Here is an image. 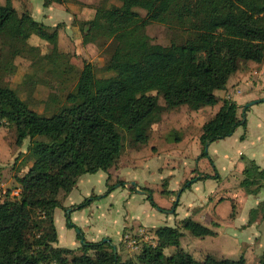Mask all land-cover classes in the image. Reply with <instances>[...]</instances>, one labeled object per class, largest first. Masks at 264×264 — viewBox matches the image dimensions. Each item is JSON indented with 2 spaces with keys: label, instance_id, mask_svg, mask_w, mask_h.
<instances>
[{
  "label": "trees",
  "instance_id": "16d2710c",
  "mask_svg": "<svg viewBox=\"0 0 264 264\" xmlns=\"http://www.w3.org/2000/svg\"><path fill=\"white\" fill-rule=\"evenodd\" d=\"M70 1L75 0H42V5ZM103 1L94 7L91 18L76 24L82 44L110 47L103 66L107 76H98L90 62L80 68L70 63L58 49L57 25H46L26 12L19 15L11 0H0V38L21 43L29 54L35 48L26 43L31 35L49 43L55 60L47 61V69L63 89L59 105L38 112L15 89L0 82V120L14 128L17 144L29 140L27 154L32 161L22 175H14L21 189L19 198L0 199V264H246L244 256L206 254L195 259L181 246V229L201 239L216 232L190 217L177 226L156 228L154 245L144 243L134 256L122 258L111 242L84 239L65 213L66 226L78 230L81 244L75 249L55 245L53 211L65 209L59 194H68L80 175L108 171L116 164L124 149L123 131L135 144L146 145L151 127L168 110L181 105L215 106L220 101L217 91L226 89L241 63L264 60V0H118L120 5L110 6ZM152 23L182 28L187 36L168 45L155 43L146 32ZM239 107L244 115H238ZM243 107L231 99L222 100L201 125L198 158L212 164L205 143L246 126L249 107ZM197 175L178 192L196 180L219 178L215 166L213 174ZM123 184L117 180L104 195H91L74 207L82 209ZM239 186L246 192L259 190L264 186V168L250 160ZM147 190V200L157 207ZM177 204L173 203V211ZM233 210L232 205L231 215ZM258 215L264 222V201L250 210L248 223ZM169 247L174 250L166 254ZM257 264H264V248Z\"/></svg>",
  "mask_w": 264,
  "mask_h": 264
},
{
  "label": "rangeland",
  "instance_id": "374dc122",
  "mask_svg": "<svg viewBox=\"0 0 264 264\" xmlns=\"http://www.w3.org/2000/svg\"><path fill=\"white\" fill-rule=\"evenodd\" d=\"M4 1L1 0V2ZM101 1L75 0L63 4L53 3L49 7H44L42 0H11L19 15L26 12L31 14L37 21H41L46 25L58 26V49L67 54L68 60L75 67L80 68L84 62H90L94 65L98 76H107L109 73L104 71L103 66L109 57L110 47L93 43L82 44L76 24L78 20L91 18L94 13V7L100 4ZM103 3L107 6L120 5L118 0H106ZM141 13L144 14L143 11ZM146 32L153 42L163 45H168L171 42H181L187 36L182 28H174L160 23L148 25ZM26 43L35 47L32 54L27 52V47H20L21 43H11L0 38V82L15 89L20 97L29 103L31 108L38 112H45V108L51 109L50 106H57L62 101V85L47 69V61L54 62L55 58L53 56L50 57L51 45L44 40H40L35 35L28 37ZM249 65H254L255 67L251 68ZM238 71L242 72V76H238L237 81L220 94V101L217 106L221 105L223 99H227V95L232 89L237 93L241 91L239 95L244 96V98L254 94H261L262 90L264 91V60L261 63H241ZM259 71H261L260 75L258 74ZM236 86L237 88H234ZM232 98L234 96L230 99ZM237 100L241 101L239 98ZM158 101L163 104V100L160 97ZM242 102L240 105L246 103ZM216 107L204 106L199 109H191L181 105L168 110L163 114L161 120L151 127L149 140L146 145L135 144L132 138L123 131L124 149L119 161L109 169L110 172L130 184L135 182L138 186H143V188L139 189L150 188L153 199L156 202L167 200L164 194L156 193L155 190L157 188L164 190L169 186V189L177 187L179 190L186 180L196 176L199 172H204V170L212 172L214 166L215 168L217 167V171L220 168L221 174L227 175L226 168L229 166L232 157L238 155V152L244 153L247 157L250 155V150L257 152L259 148L258 140L263 138L264 135L261 133L262 126H256L254 122L251 130L248 129V137L252 143L251 145H245L240 143L238 135L245 133L247 126L246 128L238 126L230 139L216 140L208 145L207 152L213 157L211 159L214 166L210 164L207 158H198L197 155H199L202 147L199 142L201 125L209 118ZM263 107L264 101L251 105L245 115L246 123L248 122L249 124L253 117L256 118L258 109L261 110ZM237 111L238 115H240L242 107H239ZM175 136L179 137V140L174 139ZM28 141V139H25L21 144H17L14 128L5 121L0 120V179L2 178L6 183V190L16 188L14 175H22L31 165L32 161L27 154ZM137 160H140V162L135 167L133 165ZM100 173L81 176L78 187L71 190L70 197L78 203L91 195H104L107 186L112 185L114 180L111 178L106 181L107 174L103 171ZM87 179L91 182V185L85 181ZM208 179L211 180H203L199 183L197 189L187 190L181 199L180 195H178L179 192H176L174 201L177 198L179 199L177 212L180 217L186 216L182 208L183 204L191 198V200H195L196 197L193 196V193L197 194L196 190L201 188L202 191L204 188L205 191H208L218 185L217 179ZM237 193L239 194L235 190L234 194ZM242 195V192H240V195L236 196V198H240ZM59 197L64 201L62 193L59 194ZM141 197L134 190L117 187L108 195L93 199L91 201L92 204L90 203L91 205L89 204V208L86 210L82 208L73 211L74 213L72 214L76 221H78L79 216H83L94 226L100 225L104 227L111 235L113 241H116L117 232L121 231L124 220L129 224L143 223L157 226L166 224L174 226V219L169 217L173 212L170 214L156 212L151 208L150 202L143 200ZM233 202V200L230 201L231 204ZM228 207V204L223 203L219 205L218 210L220 213H224ZM233 207V213H235L236 205H233ZM171 208H168V210ZM145 210L149 212L146 213ZM90 213L92 214L91 216L89 215ZM155 216L162 221L155 222ZM55 220L60 234V244L70 247L69 242L74 238L78 230L73 228V230H68L66 233L61 231L60 225L64 223V214L61 208L56 209ZM237 222L239 221L237 220ZM79 224L85 231L86 227L83 226L82 221ZM182 231L183 235L180 238L182 247L185 246L189 250L192 248L196 254L200 252L201 257L204 253H211L218 258L225 257L230 259L244 256L246 264H257L264 248V242L262 244L261 240L264 239V228L262 234L260 232L262 238L259 236L260 240L249 239L248 241L251 240V242H247L246 238L238 230L235 236H238L240 249L237 246L232 247V245H227L226 247L225 243H230L231 239H216V243L220 241V243L216 244L214 239L207 236L201 239L190 234L188 230L182 229ZM227 233L230 234L231 231L227 230ZM193 243L196 245H193ZM170 250L166 249L165 253H170ZM120 251H122L120 254L122 258L134 256V253L130 252L124 244H120Z\"/></svg>",
  "mask_w": 264,
  "mask_h": 264
},
{
  "label": "crops",
  "instance_id": "0c3cea01",
  "mask_svg": "<svg viewBox=\"0 0 264 264\" xmlns=\"http://www.w3.org/2000/svg\"><path fill=\"white\" fill-rule=\"evenodd\" d=\"M42 9H47V8H42ZM249 63H252V62H249ZM249 66L251 68L255 67L254 65H249ZM260 73H261V71L258 72L259 75H260ZM238 76H242V72L240 73L238 71V72H235L234 74H232L230 76V78L227 82V85H226V89H228L230 87V85L234 84L237 81ZM234 88H237V86ZM226 89L222 90V91H217V95L220 97L221 96L220 94L225 92ZM240 93H241V91H239L237 93L234 89H232L231 91H229V93L227 95V99H230L231 97L234 96V98H232V99H234L233 101H235L238 105H240L241 101H243L242 103H245V102L248 103L252 100L260 99V98L264 97V91L263 90H262L261 94H254L251 96H247L245 98H244V96L239 95ZM238 96H240V97H238ZM237 98L241 99V101L237 100ZM216 106H217V104L215 106H212V107L214 108ZM201 108H203V107H201ZM218 108H219V106L216 107V109L212 112V114L209 116V118L218 110ZM258 110L259 111L257 112L256 118L253 117L249 124H248V122L246 123V126H247L246 132L240 133L238 135L240 143H244L245 145L246 144L251 145L252 142L250 141V138L248 137V129L251 130V126L254 125V122H255L256 126H260V125L262 126L261 127V133L264 135V107L261 110L260 109H258ZM246 113H247V111L245 112V115H246ZM246 126L243 128H246ZM231 137H232V135L230 137H226L225 140H228ZM258 143H259L258 144L259 145L258 151L254 152V150L253 151L250 150V155L248 157L245 156L244 153L241 154V152H238V155L232 157L231 162L229 163V166L226 168L227 175L221 174L220 168H218V170H219V171H217L219 174V178L217 179L218 185L213 187V189L210 188L208 191H205V189L203 188L201 191V188H199L198 190H196L197 194L193 193V196L196 197L195 200H191L192 199L191 198L189 200H186V202L184 201L185 203L183 204L182 208L184 209V213H186V216L180 217L179 213L177 212V209L179 208V199L178 198L176 199L178 204L174 208V211H173V203L176 202V201H174V199H175L176 192L178 191L177 187H174L173 189H169V186L166 187L165 189L171 191L170 194H164L167 197V200L166 201L162 200V202H156L153 199L155 201V203L157 204V207H153L151 205L152 206L151 208L156 212H160L161 214L162 213L163 214H170L171 212H173L172 215H170L169 217L174 219V226L179 225V223L182 219H184L186 217H190L191 219L209 227L210 229H212L213 231L216 232V234L214 236H207L211 239H214V243H216V241H215L216 239H223V240L231 239L230 243H225L223 241L225 243L226 247H227V245H230V246L232 245V247L237 246L240 249V242H239L238 236L237 237L235 236V234H236V232H238V230H240V232L243 234V237L246 238L247 242H251V240H254V239L260 240L259 236H261V238H262L261 234H262V231L264 228V225H263L264 222L260 220V216H259V218L257 216L253 220V222H251V223H248V220H249L250 210L253 208H256V206L259 204V202L264 201V186H262L256 192H246L243 188H241L239 186V182L242 178V170L248 164V162L250 160H253L257 165H259V167L264 168V136H263V138L258 140ZM200 151H201V149H200ZM199 154H200V152H199ZM209 156H210V158L213 159V157L211 155H209ZM197 157H198V155H197ZM142 159H140V160H142ZM140 160H137L133 166L136 167L137 164L140 162ZM109 169H108V171H103L107 174L106 175V181H109L111 178L114 180L112 183L116 182L117 180H121L124 182V184L122 186H117L118 188L121 187V188H124L127 190L129 188L130 190H132L129 187V185L132 186L130 183H128L124 179L119 178L118 175H116V176L113 175ZM100 172L101 171H98L92 175L101 174ZM204 173L213 174V171L210 172V171L204 170ZM84 175H87V174H82L77 178V181H76L75 186L73 188L78 187V182H79L80 178H82L81 176H84ZM108 176H109V179L107 180ZM197 176H199V175H197ZM0 180L4 186H7L6 183L2 180V178ZM203 180L208 181L211 179H202V180L194 181L188 188H185L184 190H182L181 192L178 193V195H180V199L185 194V192L187 190L190 191V190H192V188L197 189L199 183H201ZM85 181L89 185H91V182L88 181V179ZM136 185H137V188L143 187V186H138L137 183H136ZM115 189H117V188H115ZM148 189H150V188H148ZM235 190H237L239 192V194L238 193L234 194ZM134 191L137 193L136 189ZM155 191H156V193L160 192V194H163L162 190H160L159 188H157ZM240 192H242L243 195L240 198H236V196L240 195ZM70 193H71V191L64 196L63 206L65 207V209L61 208L63 211V214H64V223H62V225H60L61 231L63 233H66V232H68V230H71V229L73 230V228H68L65 224V213H68L70 218H71V221L76 226H78L80 228V230L82 231L84 239H86L88 241H99V240H103V239H109L108 242H111L112 245L116 247V250H117L119 255L122 252V251H120V244H123L121 241V237L125 231H132V230L137 229L138 227L145 228L151 237L152 243L155 244L154 230L160 226H164V225L157 226L155 224L147 225V224H143V223H131V224H129L128 222H126V220H124V223L122 224L121 231L119 233L117 232L116 241H113L111 239V235L107 232V230L104 229V227H101L100 225L94 226L92 223H90V221H87V219H85L83 216H79L78 221L75 220V217H73L74 215L72 213H74L73 211H75V210H79V209H76L74 207L79 202L78 203L75 202L73 200V198L70 197ZM140 195L142 196L141 198H143V200H147L146 195H143V194H140ZM232 200L234 202L231 204L230 201H232ZM223 203L228 204L229 207L226 208V211L224 213H220L218 210V207H219V205H221ZM232 205H236V210H235V213L231 216ZM185 206H186V208H184ZM68 207H72V208H70V210L67 211L66 209ZM239 207H241V208H239ZM87 208H89V206H87L83 209L86 210ZM168 208H171V209L168 210ZM56 209L57 208H55L53 211V219H54V224H55V228H56V232H57V242L55 243V245L58 247L70 248V249H75V248L79 247L81 244V240H79L76 235L69 242L70 247H65L64 245L60 244V234L58 232V229L56 226V220H55ZM150 211H151V209H150ZM145 212L147 213L149 211L145 210ZM89 215L91 216L92 214L90 213ZM156 216L154 219L155 222L162 221L161 219L159 220L158 217H156ZM237 220L239 222L236 223ZM80 221H82L83 226L86 227L85 231L83 230L84 228L79 224ZM167 226H169V225H167ZM227 230H229V231H231V233L232 232L233 233L229 234V233H227ZM181 231H182V229H181ZM260 232H261V234H260ZM182 235H183V231H182ZM231 235H232V237H231ZM205 237H203V238H205ZM249 239H251V240L248 241ZM261 240H262V244H263L264 239H261ZM180 243H181V241H180ZM218 243H220V241H218L216 244H218ZM193 245H196V244L193 243ZM183 248L185 250H187L195 259L199 260V258L201 257L200 252L196 254L195 250L192 248H190V250H189V248H186L185 246ZM261 248H262V245H261ZM168 249H171L170 250L171 252H173V250H174L172 247H169ZM203 249H205V248H203ZM207 254H211V253H207ZM205 255H206V253H204V255L201 258H203ZM211 255H213V254H211ZM219 258H225V257H219Z\"/></svg>",
  "mask_w": 264,
  "mask_h": 264
},
{
  "label": "built area",
  "instance_id": "2783aa9c",
  "mask_svg": "<svg viewBox=\"0 0 264 264\" xmlns=\"http://www.w3.org/2000/svg\"><path fill=\"white\" fill-rule=\"evenodd\" d=\"M20 193L21 189L18 186L14 189L6 190L0 180V199H5L7 197L11 199L19 198ZM121 241L132 253H137L144 243L154 245L151 241L149 233L142 227H138L132 231H125L121 237Z\"/></svg>",
  "mask_w": 264,
  "mask_h": 264
},
{
  "label": "water",
  "instance_id": "95a60500",
  "mask_svg": "<svg viewBox=\"0 0 264 264\" xmlns=\"http://www.w3.org/2000/svg\"><path fill=\"white\" fill-rule=\"evenodd\" d=\"M262 101H264V97H262V98H260V99L252 100V101H250V102H248V103H245L243 108L249 107V106H251V105H253V104H256V103H258V102H262ZM242 114L244 115V111L242 112ZM208 145H209V142L207 141V142L205 143L206 148L208 147ZM131 185H132L133 187H135L137 193H139V194H143V195H146V196H149V195H150V192H149L147 189H139V188H137V185H136L135 182H132ZM66 210L69 211L70 209L67 208ZM104 241H109V239H104Z\"/></svg>",
  "mask_w": 264,
  "mask_h": 264
}]
</instances>
